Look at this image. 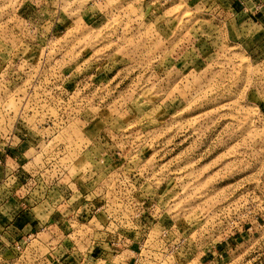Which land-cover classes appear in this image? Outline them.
<instances>
[{"label":"rangeland","instance_id":"374dc122","mask_svg":"<svg viewBox=\"0 0 264 264\" xmlns=\"http://www.w3.org/2000/svg\"><path fill=\"white\" fill-rule=\"evenodd\" d=\"M200 4L0 0V264H264V50Z\"/></svg>","mask_w":264,"mask_h":264},{"label":"crops","instance_id":"0c3cea01","mask_svg":"<svg viewBox=\"0 0 264 264\" xmlns=\"http://www.w3.org/2000/svg\"><path fill=\"white\" fill-rule=\"evenodd\" d=\"M202 2L204 4H200V48L204 45L238 44L244 46L245 52L249 50L253 53L257 48H261L263 52L264 0H202ZM207 12L209 14H206ZM27 227L25 225L23 229ZM4 228L6 230L9 227ZM21 231L23 230H20L19 235Z\"/></svg>","mask_w":264,"mask_h":264}]
</instances>
